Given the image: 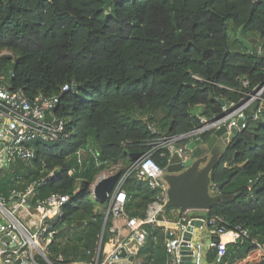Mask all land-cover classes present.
<instances>
[{
  "label": "trees",
  "instance_id": "trees-1",
  "mask_svg": "<svg viewBox=\"0 0 264 264\" xmlns=\"http://www.w3.org/2000/svg\"><path fill=\"white\" fill-rule=\"evenodd\" d=\"M0 73L27 99L59 95L56 114L67 121L66 137L35 144L34 160L0 171V194L9 199L33 187L31 209L68 195L47 222V256L95 264L112 236V218L106 220L109 200L100 204L90 185L119 161L130 165L132 154L148 150L146 141L189 132L222 113L220 100L240 102L242 92L264 86V0H114L109 10L102 0H0ZM65 85L77 88L62 92ZM258 105L211 173L210 189L232 201L207 213L250 229L251 240L228 244L220 261L210 250V264H264V109L252 117ZM165 153L153 156L163 168ZM126 191L130 218H144L158 197L134 178ZM146 228L138 261L166 264L163 231Z\"/></svg>",
  "mask_w": 264,
  "mask_h": 264
},
{
  "label": "built area",
  "instance_id": "built-area-1",
  "mask_svg": "<svg viewBox=\"0 0 264 264\" xmlns=\"http://www.w3.org/2000/svg\"><path fill=\"white\" fill-rule=\"evenodd\" d=\"M193 78L201 80L198 76ZM247 85L248 82L245 81L244 86ZM219 86L234 91L229 87ZM71 89H75V86L65 85L62 92H68ZM242 93L244 98L240 102L225 103L222 108L224 117L218 118V116L211 119L204 117L201 118V125L189 132L157 137L145 142L148 150L140 154L138 159L132 160L123 173H119V180L108 196L109 207L106 217L114 220L110 228L112 235L110 243L113 244V250L104 260L101 262L98 260L95 264H116L122 260V251L126 252V260L133 256L135 257L133 264H142L138 261V254L150 234L147 226L163 227L167 264H185V257H191V264H210L208 262L210 250L218 252V261L225 254L227 245L222 242L225 236L231 235L228 241L231 244L251 240L250 229L240 225L230 226L222 217H208L206 211L183 213L174 221L173 227H164V222H167L165 214L169 189L165 180L167 167H161L153 158L156 153L165 156V151H168L169 157L178 153L183 159H188L189 145L203 139V136L210 131H216L223 126L227 128L229 134L232 128H236L237 133L245 129L249 119L247 112L258 103L252 115L257 120L264 109V86L253 93ZM59 104V95L47 96L40 93L30 100L20 92H13L9 76L0 73V171L18 160L24 162L34 160L35 144L55 143L66 137L67 121L56 114ZM240 120L242 124L238 126ZM88 152L94 154L92 150ZM82 153V151L77 153L79 163L82 162ZM54 174L51 172L48 177L53 178ZM111 175L114 173L108 175L101 173L90 185V190L99 180ZM132 178L158 192L157 199L149 205L142 219L130 218L125 211L129 202L126 185ZM32 191L33 187L25 193L14 192L9 199L0 194V246L3 247L0 248V257L5 256V264H61L52 262L47 256V246L53 239V233L48 232L47 222L58 216L61 207L70 197L54 194L31 209L28 198ZM210 192L214 196L219 194L215 187ZM35 211L40 216L39 223L30 221L24 225L18 217V214L21 215L23 212L26 213L25 219L32 217ZM201 213L206 214L202 226L193 227V231L189 232L194 222L192 216ZM120 220L126 223L128 229L126 234L118 226ZM197 231H206L210 235L209 241L197 240L195 238ZM187 233H190L191 237H186ZM253 242L256 243V241Z\"/></svg>",
  "mask_w": 264,
  "mask_h": 264
},
{
  "label": "water",
  "instance_id": "water-1",
  "mask_svg": "<svg viewBox=\"0 0 264 264\" xmlns=\"http://www.w3.org/2000/svg\"><path fill=\"white\" fill-rule=\"evenodd\" d=\"M114 0H102L105 3V9L109 10ZM239 39L244 43L245 47L249 51H253L250 42L243 39L241 36V30L239 31ZM77 87H75L76 89ZM222 108L225 106V102L220 100ZM225 116V113H221L218 118ZM242 121L238 122V126H241ZM237 134V129L232 128L231 133H227L225 126L216 131H210L208 141L199 139L192 142L189 147L190 157L183 159L178 153L173 154L167 165L166 182L168 184V202L166 209L177 208L181 214L189 211H206L209 212L218 203H227L232 201V197L227 195H212L211 194V173L217 167L222 154V147L218 145L221 140L224 145H228L232 142ZM140 157L139 153L132 154L131 159L136 160ZM57 174V173H56ZM120 174L116 173L109 177L99 180L94 188L90 190L94 198L100 203L105 204L108 200L109 194L114 190L115 185L119 180ZM52 177H47L46 181L49 182ZM194 222L192 227L189 228V232L194 228L202 226L203 221L206 219V214L201 213L192 216ZM107 219V217H106ZM186 237H191L190 233L186 234ZM1 248H3L1 246ZM126 252L122 251V260L116 264H133L135 257L131 256L126 260ZM185 264H191V257H185Z\"/></svg>",
  "mask_w": 264,
  "mask_h": 264
},
{
  "label": "crops",
  "instance_id": "crops-1",
  "mask_svg": "<svg viewBox=\"0 0 264 264\" xmlns=\"http://www.w3.org/2000/svg\"><path fill=\"white\" fill-rule=\"evenodd\" d=\"M246 41H248V40H246ZM189 157H190V154H189L188 158ZM180 215H181V213L179 212L178 209L177 210L174 209L171 212H169L168 214H165V217L167 218V222H164L163 226L167 227V228L173 227L174 221H176L177 218ZM18 217L20 218V220L23 222L24 225H27L28 223H30V221H32V222L35 221V222L39 223V219H40V216L38 215V213H36V211L32 213V217H29V218L25 219V217H26V213L25 212H23L21 215L18 214ZM113 224H114V220H112L111 226ZM118 226L122 229L124 234H126L128 232V229L126 227V223H125L124 220L118 221ZM151 228H153V227H151ZM157 228H160V227H157ZM160 229H161V231H163V227L160 228ZM230 236L231 235L225 236L223 238L222 242H224L226 245L231 244V243L228 242L229 239H230ZM111 238H112V236L110 237V239ZM195 238L197 240H201L203 242H208L209 239H210V235L206 231H204V232L197 231ZM110 239H109V241L106 243V245L103 248V260L113 250V244L110 243ZM0 248H1V246H0ZM4 260H5V256L0 257V264H5ZM167 261H168V256H167ZM167 261H166V264H167ZM74 264H82V263H74Z\"/></svg>",
  "mask_w": 264,
  "mask_h": 264
},
{
  "label": "rangeland",
  "instance_id": "rangeland-1",
  "mask_svg": "<svg viewBox=\"0 0 264 264\" xmlns=\"http://www.w3.org/2000/svg\"><path fill=\"white\" fill-rule=\"evenodd\" d=\"M3 54H6V55H8L9 56V54L7 53V52H4ZM198 112V108H193L192 109V113H197ZM218 145H220L221 147H223V146H225L224 144H223V142L220 140L219 142H218ZM128 166H129V164H128V162H127V160H121V161H119V163L118 164H116V165H114L111 169H109L108 171H106V172H104L106 175H108V174H110V173H120L122 170H124V169H127L128 168ZM108 201V200H107ZM108 210V209H107Z\"/></svg>",
  "mask_w": 264,
  "mask_h": 264
}]
</instances>
